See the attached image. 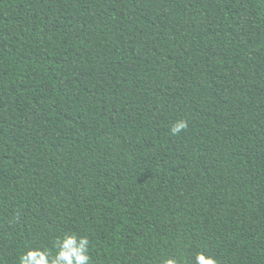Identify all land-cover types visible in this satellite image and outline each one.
<instances>
[{
  "label": "trees",
  "instance_id": "trees-1",
  "mask_svg": "<svg viewBox=\"0 0 264 264\" xmlns=\"http://www.w3.org/2000/svg\"><path fill=\"white\" fill-rule=\"evenodd\" d=\"M66 233L264 264V0H0V264Z\"/></svg>",
  "mask_w": 264,
  "mask_h": 264
},
{
  "label": "clouds",
  "instance_id": "clouds-1",
  "mask_svg": "<svg viewBox=\"0 0 264 264\" xmlns=\"http://www.w3.org/2000/svg\"><path fill=\"white\" fill-rule=\"evenodd\" d=\"M187 121L180 119L171 126V134L178 135L187 129ZM90 239L75 233H66L55 241V251L51 249L29 248L19 257L18 264H92L90 255ZM183 257H167L160 260L159 264H183ZM188 264H219L218 259L206 250L195 253L194 259Z\"/></svg>",
  "mask_w": 264,
  "mask_h": 264
}]
</instances>
